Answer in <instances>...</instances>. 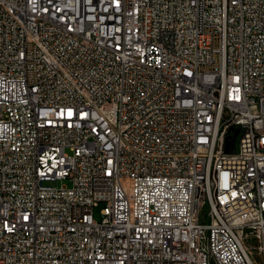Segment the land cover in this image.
<instances>
[{"label": "built area", "instance_id": "1", "mask_svg": "<svg viewBox=\"0 0 264 264\" xmlns=\"http://www.w3.org/2000/svg\"><path fill=\"white\" fill-rule=\"evenodd\" d=\"M213 262L264 264V0H0V264Z\"/></svg>", "mask_w": 264, "mask_h": 264}, {"label": "rangeland", "instance_id": "2", "mask_svg": "<svg viewBox=\"0 0 264 264\" xmlns=\"http://www.w3.org/2000/svg\"><path fill=\"white\" fill-rule=\"evenodd\" d=\"M102 209H103V205L102 204H100L99 206H97L95 208L94 214H95V218L98 219V220H101V210ZM206 213L207 212H205V211L203 212L204 215H206ZM213 264H215V263L213 262Z\"/></svg>", "mask_w": 264, "mask_h": 264}]
</instances>
